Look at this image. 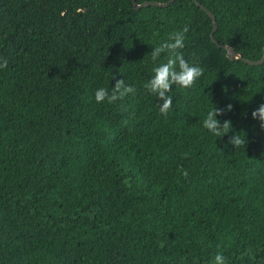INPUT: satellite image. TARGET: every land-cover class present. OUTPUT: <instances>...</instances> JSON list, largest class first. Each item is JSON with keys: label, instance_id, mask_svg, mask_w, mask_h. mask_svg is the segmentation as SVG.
<instances>
[{"label": "trees", "instance_id": "obj_1", "mask_svg": "<svg viewBox=\"0 0 264 264\" xmlns=\"http://www.w3.org/2000/svg\"><path fill=\"white\" fill-rule=\"evenodd\" d=\"M198 1L216 43L193 0H0V264H264V62L221 47L261 57L264 0ZM185 23L204 74L161 115L147 43ZM124 75L135 96L94 101Z\"/></svg>", "mask_w": 264, "mask_h": 264}, {"label": "clouds", "instance_id": "obj_2", "mask_svg": "<svg viewBox=\"0 0 264 264\" xmlns=\"http://www.w3.org/2000/svg\"><path fill=\"white\" fill-rule=\"evenodd\" d=\"M189 31V25L185 23L157 40L149 38L147 43L151 46V50L147 52L144 60L151 67L147 79L140 82L139 86L147 94L155 97L156 107L161 115H166L171 110L175 89L193 88L204 74V68L194 55L186 58L184 49L188 42ZM156 35L157 33H153V36ZM7 66L8 60L0 56V70L6 69ZM136 93L137 82L134 80L131 83L127 82V77L124 75L122 78L115 79L111 87L109 84L97 87L93 92V98L97 104L102 102L114 104L118 101L122 102L126 97L135 96ZM121 107L123 108L124 105L122 104ZM231 108V104L225 105L224 108L215 105L209 106L202 113L201 127L215 138L229 133L232 130L231 121L229 119L221 121L220 116L224 112L230 111ZM251 116L253 119H258L261 122V127H264V103L253 109ZM245 140L246 137L240 136L238 132H233L228 138V143L233 148H237L245 145ZM182 175L187 176V171L182 172ZM212 260L213 264H228L227 257L222 251H217Z\"/></svg>", "mask_w": 264, "mask_h": 264}, {"label": "water", "instance_id": "obj_3", "mask_svg": "<svg viewBox=\"0 0 264 264\" xmlns=\"http://www.w3.org/2000/svg\"><path fill=\"white\" fill-rule=\"evenodd\" d=\"M172 1H174V0H167L166 2L144 1L141 4H137L136 0H132V4H133L134 9H138L142 6H149V5L158 6V7H165V6H168ZM193 1L195 2V4L197 6H199L203 11H205V13L210 17L211 22H212V29L209 33V37L213 42L216 43V41L213 37V33L217 28L215 16L207 8H205L198 0H193ZM221 47L226 49V56L229 59H240V60H242L245 63H248L250 65H256V64H260V63L264 62V49H263L261 57L257 60L252 61V60H248V59L242 57L241 54H239L237 51H235L231 47H227L226 45H222Z\"/></svg>", "mask_w": 264, "mask_h": 264}]
</instances>
